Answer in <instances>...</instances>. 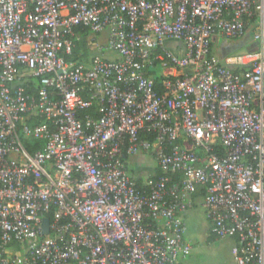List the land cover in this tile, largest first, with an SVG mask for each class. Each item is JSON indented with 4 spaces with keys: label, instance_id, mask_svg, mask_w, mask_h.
I'll use <instances>...</instances> for the list:
<instances>
[{
    "label": "built area",
    "instance_id": "built-area-1",
    "mask_svg": "<svg viewBox=\"0 0 264 264\" xmlns=\"http://www.w3.org/2000/svg\"><path fill=\"white\" fill-rule=\"evenodd\" d=\"M197 206L264 264V0H0V264H179Z\"/></svg>",
    "mask_w": 264,
    "mask_h": 264
},
{
    "label": "rangeland",
    "instance_id": "rangeland-1",
    "mask_svg": "<svg viewBox=\"0 0 264 264\" xmlns=\"http://www.w3.org/2000/svg\"><path fill=\"white\" fill-rule=\"evenodd\" d=\"M98 40L104 43L105 36L98 37ZM174 46V42L165 44L168 50H173ZM106 56L115 58L113 53H107ZM131 161L132 159L128 160V168L132 173L140 164H134ZM141 165L148 170H153L156 167L153 161L142 162ZM185 223L187 227L186 239L191 242L193 251L181 260L180 264H236L231 254L232 242L227 239L215 240L211 238L210 224L203 208L197 206L191 210L185 218Z\"/></svg>",
    "mask_w": 264,
    "mask_h": 264
},
{
    "label": "crops",
    "instance_id": "crops-1",
    "mask_svg": "<svg viewBox=\"0 0 264 264\" xmlns=\"http://www.w3.org/2000/svg\"><path fill=\"white\" fill-rule=\"evenodd\" d=\"M253 33H254V29L250 30L249 28V30L245 33L243 37L235 39V40H226L220 37L214 38L211 44L212 55L218 58L222 64L227 65L229 67H233V63L231 62L233 57L239 54L254 52L258 50L259 45L254 40ZM172 42L175 43V46L173 50H169V51L176 52L180 46L179 42L174 41V40H166L164 41V46L165 44H171ZM131 159H132L131 162H133L134 164H140V166H138L136 171H132L133 174H136V175L139 174L141 176L142 175L145 176V175L152 173L156 168L155 167L153 170H148V169H145L141 165L142 162H148V163L151 162V158L145 155H139ZM143 169L146 171H142Z\"/></svg>",
    "mask_w": 264,
    "mask_h": 264
},
{
    "label": "trees",
    "instance_id": "trees-1",
    "mask_svg": "<svg viewBox=\"0 0 264 264\" xmlns=\"http://www.w3.org/2000/svg\"><path fill=\"white\" fill-rule=\"evenodd\" d=\"M255 25L252 24V26L250 27V30L254 29ZM87 32L85 31H81L79 33L80 35V40L76 42L75 48L73 49L72 55L66 57L67 61H86L89 57V51L87 49L86 43H85V38H86V34ZM148 76L153 77L154 81H155V85L156 88H159V84L160 81L162 79H160V77H155V75L153 73H147ZM29 149V147H28ZM29 151L31 152V149H29ZM139 183V182H138ZM212 239H214L213 237H211Z\"/></svg>",
    "mask_w": 264,
    "mask_h": 264
},
{
    "label": "water",
    "instance_id": "water-1",
    "mask_svg": "<svg viewBox=\"0 0 264 264\" xmlns=\"http://www.w3.org/2000/svg\"><path fill=\"white\" fill-rule=\"evenodd\" d=\"M48 226H49V220H48L47 218H44V219L42 220V233H43L44 235H47V234L49 233V228H48Z\"/></svg>",
    "mask_w": 264,
    "mask_h": 264
}]
</instances>
